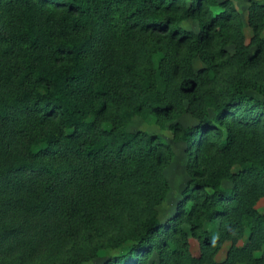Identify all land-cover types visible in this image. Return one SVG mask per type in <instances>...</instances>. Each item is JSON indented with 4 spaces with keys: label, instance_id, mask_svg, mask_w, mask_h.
Wrapping results in <instances>:
<instances>
[{
    "label": "trees",
    "instance_id": "1",
    "mask_svg": "<svg viewBox=\"0 0 264 264\" xmlns=\"http://www.w3.org/2000/svg\"><path fill=\"white\" fill-rule=\"evenodd\" d=\"M247 24L248 44L231 0H0V264H264V101L247 93L264 96V5ZM225 59L255 78L216 89ZM134 117L185 146L163 222L173 153Z\"/></svg>",
    "mask_w": 264,
    "mask_h": 264
},
{
    "label": "rangeland",
    "instance_id": "2",
    "mask_svg": "<svg viewBox=\"0 0 264 264\" xmlns=\"http://www.w3.org/2000/svg\"><path fill=\"white\" fill-rule=\"evenodd\" d=\"M218 2H223L225 0H217ZM232 6L234 7L235 11L238 13L242 25H243V34L245 36V43L248 44L250 42V38L252 35L251 28L247 24V16H248V8L252 3H257L260 5H264V0H231ZM214 10H217L215 8ZM183 27L187 30H191L192 32H197L198 27L196 22L184 24ZM262 36L264 37V29L262 31ZM226 52L231 56L233 54V48L228 47L226 48ZM227 59L222 61L224 66L222 71V76H219L217 83H215V88L218 89L224 85V82L227 81H242V82H249L255 78V73L252 69L238 67L236 65H230L226 62ZM204 66L203 63L196 60L193 63V68L195 72H198ZM258 70H256V73ZM250 86V85H249ZM247 93L252 97L264 101V96H260L253 88L249 87ZM175 122L180 123L183 127L194 125L196 120H194L189 113H184L175 120ZM129 131L137 132V131H146L151 134H155L161 139H163L171 148L173 153L172 161L167 166L165 170V177L167 179L169 185V192L164 200V202L157 207L158 211V219L160 222L168 219L172 216L175 211L176 205L181 199V192L184 188L185 184L189 180L188 173L186 172V156H185V146L182 143H175L172 140V135L168 129V125L164 128H159L151 121H145L139 117H134L132 119V123L129 126ZM224 187H229L230 184L228 182L223 183ZM257 208L261 211L264 210V199H261L258 204ZM209 228V226H207ZM247 234L243 237L242 240L239 241L238 245L242 246L246 243ZM190 242V249L194 255H198L199 247L198 242L191 236H189ZM129 243L123 244L121 247L127 246ZM230 246L229 242H225L223 247L221 248L220 252L216 256L218 261H221L225 258L226 252ZM120 248L117 250L115 249H104L100 250L96 257L81 262L79 264H102V262L113 255L114 253L118 252ZM264 250V247H263ZM260 252L256 254V256H260Z\"/></svg>",
    "mask_w": 264,
    "mask_h": 264
}]
</instances>
